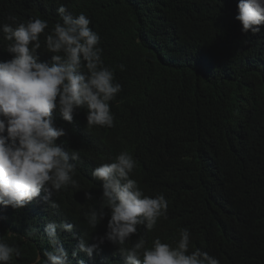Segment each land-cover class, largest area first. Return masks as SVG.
Wrapping results in <instances>:
<instances>
[{"label":"trees","instance_id":"trees-1","mask_svg":"<svg viewBox=\"0 0 264 264\" xmlns=\"http://www.w3.org/2000/svg\"><path fill=\"white\" fill-rule=\"evenodd\" d=\"M61 4L90 18L122 91L110 102L111 128H88L84 109L72 122L54 110L56 126L66 132L57 143L80 152L74 177L80 188L52 194L59 209L40 198L20 209L0 205V238L21 251L10 264H42L50 221L73 225L72 232L58 230L70 264H123L107 240L92 258L72 252L82 235L91 245L106 234L109 210L94 230L83 218L102 195L92 171L125 151L136 161L132 178L144 193L168 202L167 219L151 231L138 225L125 247L139 236L146 247L157 237L175 246L187 228L190 250L220 264H264V25L259 34L242 33L232 0H0V25L11 23L9 15L17 23L39 18L50 33ZM3 35L0 61H7L12 54ZM44 39L37 54L50 62ZM33 227L36 235L26 237Z\"/></svg>","mask_w":264,"mask_h":264},{"label":"clouds","instance_id":"clouds-1","mask_svg":"<svg viewBox=\"0 0 264 264\" xmlns=\"http://www.w3.org/2000/svg\"><path fill=\"white\" fill-rule=\"evenodd\" d=\"M232 2L237 4L235 19L240 21L242 33H261L264 0ZM56 11L60 21L50 33L45 32L48 21L39 18L17 23L16 17L9 15L11 23L0 25L7 41L5 50L12 54V59L0 61V205L5 207L20 209L40 198L59 209V203L51 200L52 194L70 186L80 188L74 178L80 152L66 151L62 143H57L66 132L56 126L54 110L63 120L72 122L76 111L84 109L88 128L114 127L110 102L116 100L122 85L104 64L100 36L83 12L77 15L63 4ZM42 34L45 51L52 53L50 62H41L37 54ZM120 67L123 70V65ZM135 168V159L125 151L92 171V176L102 182V195L98 206L90 205L83 218L91 230L104 219L105 209L110 219L106 234L95 243L90 245L85 234L79 238L73 258L80 252L92 258L107 240L118 246L123 264H220L207 252L190 250L191 233L187 228L181 229L175 246L157 237L151 247H146L145 239L139 236L131 247H125L133 235H138V225L151 231L158 219H167V200L163 195H146L132 178ZM85 197L93 200L89 192ZM58 230L72 232L73 225L46 223L50 248L43 250L42 264H70ZM37 232V228H30L26 237ZM13 256H21L19 247L0 238V264H10ZM78 264H84L83 260Z\"/></svg>","mask_w":264,"mask_h":264}]
</instances>
